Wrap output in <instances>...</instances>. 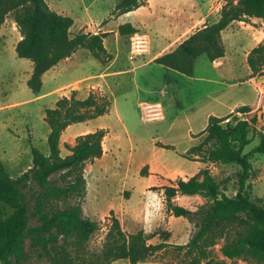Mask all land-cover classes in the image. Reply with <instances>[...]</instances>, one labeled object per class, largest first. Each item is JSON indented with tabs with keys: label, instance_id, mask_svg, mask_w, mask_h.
Segmentation results:
<instances>
[{
	"label": "trees",
	"instance_id": "trees-1",
	"mask_svg": "<svg viewBox=\"0 0 264 264\" xmlns=\"http://www.w3.org/2000/svg\"><path fill=\"white\" fill-rule=\"evenodd\" d=\"M143 3L145 0H117L111 13ZM11 11H15L13 20L20 35L14 43V51L32 63L26 84L33 92L40 87L41 73L77 47H85L101 61L109 57L102 45L104 32L70 33L72 19L49 8L44 0H0V23ZM248 16L259 17L264 23V0H223L215 20L195 27L173 48L154 56L153 61L190 74L198 55L204 54L209 60L223 55L221 29L231 20H245ZM133 30L128 22L117 26L120 34H130ZM245 62L250 69L249 75L264 73V35L249 48ZM108 104L106 94L95 88L89 89L83 97H76L74 90L58 96L53 106L44 109L48 152L42 153L31 146L30 164L15 176H11L0 161V206L10 209L7 214L0 215V264H19L24 256L25 238L47 255L50 264H106L117 258L135 264L167 243V230L126 232L119 220L110 215L99 249L86 248L98 223L82 215L79 202L68 199L79 198L84 193L83 164L101 155L105 129L97 127L76 134L72 144H64L68 152L63 155L59 153V135L69 123L102 114ZM249 108L248 104H240L233 111L245 114ZM230 114L209 115L204 127L196 133L200 138L183 154L200 161L236 163L234 193L226 194L206 166L189 176L168 178V183L161 186L167 211L188 218L196 214L195 230L187 242L178 244L192 252L187 264H199L201 260L203 264H228L224 258L211 256L204 245L214 223L223 224L222 227L237 222L243 225L233 236H224L220 245L223 256L264 260V201L252 193L247 180L255 175L250 156L264 150V133L257 131L256 144L243 151L244 145L251 140L255 118L243 114L223 122ZM144 168L145 164L140 169ZM190 193L201 194L205 202L193 210L175 201V196ZM29 218L33 223L28 222Z\"/></svg>",
	"mask_w": 264,
	"mask_h": 264
},
{
	"label": "rangeland",
	"instance_id": "rangeland-1",
	"mask_svg": "<svg viewBox=\"0 0 264 264\" xmlns=\"http://www.w3.org/2000/svg\"><path fill=\"white\" fill-rule=\"evenodd\" d=\"M44 1L52 10L72 19L69 32L75 33L91 20L95 22L108 17L109 10L117 0ZM195 1L202 4V0ZM213 7L214 5L207 19L214 18L218 13L219 6ZM195 12L196 10L193 14ZM14 14L15 11H11L6 15L5 27L2 30L4 36H0V161L11 176L17 175L30 164L31 146L38 148L42 153L48 152V125L43 119L44 109L53 106L59 93V90H48L65 83L78 72H94L100 66L96 59L90 56L86 57L78 68L66 67L65 63H62L56 67L53 77H43L36 93L31 91L26 84L31 62L26 57L17 56L12 43L14 33L10 29ZM185 14H192L191 8L186 5ZM260 20L259 17L249 16L245 20L233 21L223 35L230 40V45H233V35L237 36L236 41L240 43H244V40L251 36L255 41L260 35L259 31H255V27L262 26ZM141 30L151 35L153 47L150 53L145 52L142 56L128 59L122 50L123 53L119 56L121 65L135 66V69L130 70L119 83L113 84L110 81L111 88L107 93L109 104L105 112L97 118L75 122L70 127V130L81 126L94 128L102 124L107 135L104 140L106 152L103 159L86 160L83 164L87 199L83 197V193L79 198H69L68 201L79 202L82 215L98 223V228L87 240V249H99L110 215H114L112 210L107 209V204H110L121 218L120 226L126 232L137 229L149 232L156 228L169 232L167 243L148 255L145 260L156 264H187L192 252L185 251L186 247L178 244L187 242L195 230L196 214L188 218L167 211L161 186L168 183V178L154 172L147 173V167L152 166L156 172L162 174L180 172L189 176L196 172L198 167L206 166L224 187V192L233 194L236 186L235 170L238 168L236 163L200 161L188 158L180 151L184 146L196 143L193 134L202 128L200 124L208 109L225 101L251 102L255 89L253 83L246 79L240 48H236L235 53L231 54L232 65L230 69L226 68L227 70L218 66L211 67L204 54L196 57L195 76L204 77V74L209 73L216 75V88H211L203 81L200 83L196 77L165 68L158 63H141L160 47L163 40L171 36L164 34L160 25L153 26L147 22L141 24ZM128 35L124 36L126 44ZM61 66L63 67L60 68ZM207 67H211L212 72L207 71ZM84 82H80V85ZM259 84L264 87V77L259 79ZM40 92L44 93L37 95ZM261 92L259 103L250 105L244 114L247 117L254 116L255 121L254 129L250 133L251 140L244 145L243 151L256 144L257 131L264 133V91ZM258 95L260 96V92ZM154 101L159 104L161 114L144 116L143 105ZM65 134L64 132L63 135ZM70 142L73 143V140ZM64 144L63 141L59 150L62 155L66 151ZM250 161L255 168V175L249 176L247 180L251 183L252 193L264 201V150L253 153ZM143 164H147L144 170L140 169ZM175 201L194 210L205 202V198L199 193H190L175 196ZM0 207L1 216L10 210L8 207ZM123 216L127 217L129 222L126 218L122 219ZM28 222L33 223V219L29 218ZM222 226L223 224L214 223L203 241L211 256L224 258L228 264H264V260L256 261L249 257L223 256L220 245L224 236H233L243 225L237 222ZM154 240L157 241L158 238ZM23 249L24 256L19 264L51 263L38 247L31 246L28 238L24 240ZM106 264L129 263L125 258H117ZM199 264H203V260Z\"/></svg>",
	"mask_w": 264,
	"mask_h": 264
},
{
	"label": "crops",
	"instance_id": "crops-1",
	"mask_svg": "<svg viewBox=\"0 0 264 264\" xmlns=\"http://www.w3.org/2000/svg\"><path fill=\"white\" fill-rule=\"evenodd\" d=\"M198 1V0H197ZM221 0H202V4L199 2H196L195 0H145V3L137 5L136 7L123 11V12H116V13H111V9L108 12V17L99 19L97 21H89L86 24H83L77 32L80 31H91V32H104V35L102 36V45L107 53H109V57L104 60H98L93 56L85 47H77L74 51H72L69 55L59 59L55 64L51 65L47 69H45L40 77H41V82L43 77H53L56 74V67L59 65H62V63H65L64 65L67 67H80L83 62L85 61L86 57H93L96 59V63H98L100 66L96 68L94 72H85V73H76L74 74L68 81L65 83L60 84L57 87H54L48 91H53V90H59V93L57 94V97L61 94H68L69 91L74 90V95L76 97H83L86 95L89 89L95 88L98 89L99 91L103 92L106 94L111 88L110 81L113 82V84H116L117 82L119 83L121 79H124L130 70H134L135 66L131 67H124L121 65V60L119 59V56L121 53H123L122 50H124V54H126L127 57V48L128 44H126V40L124 38L125 35H128V33L125 34H120L117 31V26L120 23L128 22L134 30H140L141 24H144V22H147L148 24L151 23L153 26L160 25L163 27L164 31L163 33L166 35H171L169 38H166L163 40V42L160 43V47L151 53L143 62L141 63H148V62H153V57L156 56L157 54L169 50L175 46V44L180 41L186 34H188L192 29L195 27L199 26L200 24L204 22H211L215 20L218 16L215 15L214 18L207 19L206 17L209 15L208 13H211L213 11L212 5H214L215 8L218 6L220 7V2ZM185 5L191 8L192 14H185ZM195 6L197 8H195ZM213 7V8H214ZM195 8V9H194ZM211 9V10H210ZM196 10L195 14L193 12ZM211 11V12H210ZM249 17V16H248ZM260 19V18H259ZM241 19H234L231 20L223 29L220 31V38L224 47V52L223 55L216 57L212 60L207 59L208 63L210 64L211 67H222V69L227 70L226 68H231V54L235 53L236 48H240L242 52V62L244 67H245V76L246 79L251 81L253 84V88L255 89V96L253 101H244V100H236V101H225L221 102L214 107L208 109L203 116L202 122L200 124V127H204V125L207 122V118L209 115H214V116H223L227 115L233 110L236 106L240 104H248L249 106L256 103H259L260 98H261V91H264V87L259 84V79H262L264 77V73L262 74H254V75H249L250 69L245 62V55L249 48L253 46L258 40H260L263 35H264V23L262 20H260L261 25H258V27H255V31H259L260 35L259 37L254 41L252 36L247 38V40H244V43L237 42L236 41V35H233V45H230V40L228 38L226 39L223 35V32L230 27L233 23V21H239ZM5 22H6V16L3 19V21L0 23V36L3 37L4 34L2 30H4L5 27ZM72 23V22H71ZM71 25V24H70ZM11 31L14 33V41L12 43H15V41L19 38V32L16 28L14 20L12 21V26H11ZM8 32V31H7ZM149 36V48L148 51L150 53L151 47V35L149 32H146ZM254 41V42H253ZM246 43V44H245ZM244 45H247L244 47ZM234 51H232V50ZM152 52V51H151ZM231 52V53H230ZM229 53V54H227ZM144 54V53H143ZM143 54L136 55L134 58L137 56H142ZM206 57V56H205ZM128 58V57H127ZM132 58V59H134ZM130 59V58H128ZM197 58L194 59L193 61V67L192 71L190 74H185V75H190L196 77L200 83L203 81L206 86H209L211 88H216V75L209 73V74H204V77L201 76H195V61ZM31 62V61H30ZM160 64V63H158ZM161 65V64H160ZM163 66V65H162ZM32 67V63H31ZM61 66L60 68H62ZM165 67V66H163ZM211 67H207L206 70L212 72ZM168 69H172L169 67H165ZM174 70V69H172ZM31 71V69H30ZM59 71V70H58ZM176 71V70H174ZM178 72V71H177ZM181 73V72H179ZM184 74V73H182ZM85 81L83 84L80 85V82ZM202 82V83H203ZM258 92H260V96L258 95ZM36 93V92H35ZM44 92H40L37 95H42ZM258 96V97H257ZM56 97V98H57ZM55 98V99H56ZM54 99V101H55ZM18 102V101H17ZM156 102V101H154ZM149 103V102H148ZM153 103V102H151ZM160 109V107H159ZM235 113V112H234ZM234 113L231 114V116L235 115ZM161 114V110H160ZM101 114L90 117L87 119H83L80 121H86L90 119H94L99 117ZM238 118V116H236ZM79 122V121H75ZM75 122L67 124L62 131L60 132L59 135V142H58V147L60 150V145L64 141L67 144H72V141L74 139V136L79 133H83L89 130H93L97 127H103L105 129V133L101 139V146H102V152L99 157H95L93 159L102 160L103 155L106 152V146H105V138L107 135V131L105 126L102 124L96 125L94 128L90 127H76L72 128L70 130L71 125H73ZM201 128V129H202ZM200 129V130H201ZM66 133L63 135V133ZM198 132V131H197ZM196 132V133H197ZM194 133L193 135L195 136V140L197 142L198 140V135ZM192 145V144H191ZM189 147V146H188ZM187 147L184 146L180 152H184ZM68 150L66 149L65 153H67ZM60 153V152H59ZM64 153V154H65ZM197 160V159H196ZM147 167V164H145ZM199 168V167H198ZM148 172L147 173H155L159 174L162 176H165L170 179H174L177 176H183L180 172H175V173H169V174H162L160 172H156L152 166L147 167ZM125 189V188H123ZM123 195V193H122ZM85 199H87V182L85 179V191L84 195ZM107 209L112 210L114 213V216L121 221V218L117 215V212L113 209V207L110 204H107ZM126 218L127 217H122ZM129 222V220H128ZM144 227L143 225H141ZM127 260V259H126Z\"/></svg>",
	"mask_w": 264,
	"mask_h": 264
},
{
	"label": "built area",
	"instance_id": "built-area-1",
	"mask_svg": "<svg viewBox=\"0 0 264 264\" xmlns=\"http://www.w3.org/2000/svg\"><path fill=\"white\" fill-rule=\"evenodd\" d=\"M148 48H149V36L145 31L133 30L128 35V48H127L128 58L132 59L136 55L143 54L148 51ZM143 111H144V116L145 115L158 116L160 114L159 104H157L156 102L145 103L143 105ZM231 113H234L235 116H238V117L244 114V112L242 111H233V110H231ZM231 119H233L232 116L228 115L223 119V122L231 120ZM135 264H156V263L152 261L141 260V261H137Z\"/></svg>",
	"mask_w": 264,
	"mask_h": 264
},
{
	"label": "water",
	"instance_id": "water-1",
	"mask_svg": "<svg viewBox=\"0 0 264 264\" xmlns=\"http://www.w3.org/2000/svg\"><path fill=\"white\" fill-rule=\"evenodd\" d=\"M232 118H233V119H235V118H236V116H235V115H233V116H232Z\"/></svg>",
	"mask_w": 264,
	"mask_h": 264
},
{
	"label": "bare ground",
	"instance_id": "bare-ground-1",
	"mask_svg": "<svg viewBox=\"0 0 264 264\" xmlns=\"http://www.w3.org/2000/svg\"><path fill=\"white\" fill-rule=\"evenodd\" d=\"M155 104V103H154Z\"/></svg>",
	"mask_w": 264,
	"mask_h": 264
}]
</instances>
